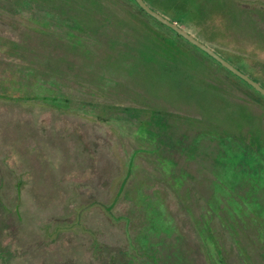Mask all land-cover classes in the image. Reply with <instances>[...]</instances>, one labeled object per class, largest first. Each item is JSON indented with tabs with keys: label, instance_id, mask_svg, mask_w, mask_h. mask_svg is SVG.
<instances>
[{
	"label": "rangeland",
	"instance_id": "374dc122",
	"mask_svg": "<svg viewBox=\"0 0 264 264\" xmlns=\"http://www.w3.org/2000/svg\"><path fill=\"white\" fill-rule=\"evenodd\" d=\"M147 1L264 85V0ZM0 264H264V100L132 6L0 0Z\"/></svg>",
	"mask_w": 264,
	"mask_h": 264
},
{
	"label": "flooded vegetation",
	"instance_id": "af4514ba",
	"mask_svg": "<svg viewBox=\"0 0 264 264\" xmlns=\"http://www.w3.org/2000/svg\"><path fill=\"white\" fill-rule=\"evenodd\" d=\"M118 6L124 7V6H132L133 8L137 9L140 13H142L145 17H147L148 19H150L151 21H153L154 23L160 25L162 28L164 29H168L167 27L163 26L162 24L158 23L157 21H155L153 18H151L150 16H148L143 10H141L138 5L135 3L134 0H114ZM151 11L159 14V11L156 10L153 6L150 5V3L147 0H141ZM209 1L211 0H162L161 2L158 3V5H162V6H176L177 8H180L181 12L183 13V15L186 14L187 17H196V16H200L201 14L203 15L204 11H206L207 5L209 3ZM219 2V1H217ZM160 15V14H159ZM161 16V15H160ZM163 17V16H162ZM164 18V17H163ZM172 23H175L178 27H180V25L176 22V21H170ZM94 24L97 23L94 22ZM72 25V24H71ZM101 29H108L109 27L107 25H102V26H98ZM181 28V27H180ZM182 29V28H181ZM153 30V29H152ZM110 31V30H109ZM168 31H170L171 33H173L174 35H176L178 38L182 39L187 45H189L191 48H193L194 50H196L197 52H199L200 54L204 55L205 57H207L209 60H211L213 63H215L220 69H222L224 72L228 73L230 76H232L233 78H235L236 80H238L239 82H241L242 84H244L246 87L248 86L247 84H245L242 80H240L239 78L235 77L234 75H232L231 73H229L227 70H225L224 68H222L217 62H215L214 60H212L210 57H208L206 54H204L203 52H201L199 49H197L196 47H194L193 45H191L190 43H188L187 41H185L183 38H181L180 36H178L177 34H175L173 31H171L170 29H168ZM154 37V36H153ZM151 39H153L151 37ZM202 43V42H200ZM206 46V45H205ZM209 48V47H208ZM211 49V48H210ZM214 53H216L218 56H220L223 60H225L227 63L228 60L224 59L220 54H218L216 51H214L213 49H211ZM230 64V63H229ZM231 66H233L232 64H230ZM235 69H237L240 73L244 74L240 69L236 68L235 66H233ZM245 75V74H244ZM247 76V75H246ZM249 79L253 80L255 83H257L261 88L264 89V85L258 83L256 80L250 78L249 76H247ZM249 87V88H248ZM248 89H252L254 92H256L253 88H251L250 86H248ZM251 90V91H252ZM252 91V92H253ZM257 93V92H256ZM258 95H260L258 93ZM261 96V95H260ZM262 97V96H261ZM263 98V97H262ZM264 99V98H263Z\"/></svg>",
	"mask_w": 264,
	"mask_h": 264
},
{
	"label": "water",
	"instance_id": "95a60500",
	"mask_svg": "<svg viewBox=\"0 0 264 264\" xmlns=\"http://www.w3.org/2000/svg\"><path fill=\"white\" fill-rule=\"evenodd\" d=\"M135 3L138 5V7L143 10L148 16L153 18L158 23L162 24L163 26L167 27L171 31H173L175 34L183 38L185 41L199 49L201 52L206 54L208 57H210L212 60L217 62L222 68L227 70L229 73L234 75L235 77L242 80L245 84L253 88L257 93H259L264 98V89L261 88L257 83H255L253 80L249 79L246 75L240 73L237 69H235L233 66H231L229 63H227L225 60H223L220 56H218L216 53H214L210 48L205 46L204 44L200 43L198 40L193 38L191 35L186 33L183 29L178 27L175 23L170 22L169 20L163 18L159 14L151 11L141 0H134Z\"/></svg>",
	"mask_w": 264,
	"mask_h": 264
},
{
	"label": "trees",
	"instance_id": "16d2710c",
	"mask_svg": "<svg viewBox=\"0 0 264 264\" xmlns=\"http://www.w3.org/2000/svg\"><path fill=\"white\" fill-rule=\"evenodd\" d=\"M248 87V86H247ZM249 88V87H248ZM252 90V89H251ZM253 91V90H252ZM254 92V91H253ZM255 94H257L258 95V93H256V92H254ZM258 96H260V95H258ZM261 97V96H260ZM262 98V97H261ZM263 99V98H262ZM264 100V99H263Z\"/></svg>",
	"mask_w": 264,
	"mask_h": 264
}]
</instances>
